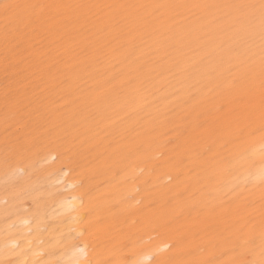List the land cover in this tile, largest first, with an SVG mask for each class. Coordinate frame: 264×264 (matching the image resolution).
<instances>
[{
  "label": "bare ground",
  "instance_id": "bare-ground-1",
  "mask_svg": "<svg viewBox=\"0 0 264 264\" xmlns=\"http://www.w3.org/2000/svg\"><path fill=\"white\" fill-rule=\"evenodd\" d=\"M75 15L7 45L0 16V264H260L258 14L148 9L127 25Z\"/></svg>",
  "mask_w": 264,
  "mask_h": 264
},
{
  "label": "snow or ice",
  "instance_id": "snow-or-ice-1",
  "mask_svg": "<svg viewBox=\"0 0 264 264\" xmlns=\"http://www.w3.org/2000/svg\"><path fill=\"white\" fill-rule=\"evenodd\" d=\"M231 9L237 13L244 14L250 20H255L257 14L259 18L260 37H261V64H260V112L264 118V0H259V4H225V5H210V4H105V5H84V4H55V5H37V4H20V3H3L0 4V16L3 17V38L5 44L11 42L20 36L25 29H30L32 32H37L39 28L47 26L55 28L74 18L81 19L80 13L83 14L85 25L89 19L87 13L91 12L96 16L97 21H102L108 17L115 24H136L142 20H146L143 15L145 10L151 9L154 12H159L161 9H166L174 15L170 18L174 19L175 15L179 14L181 9ZM45 10H48L45 13ZM93 10H96L93 12ZM103 13V15H101ZM249 78L246 85V94L251 103V97L254 93V85ZM251 110L249 114L254 112ZM162 264H196L194 261H176L174 259L165 260ZM264 264V259L260 261Z\"/></svg>",
  "mask_w": 264,
  "mask_h": 264
}]
</instances>
